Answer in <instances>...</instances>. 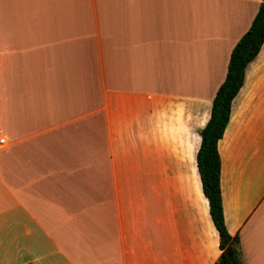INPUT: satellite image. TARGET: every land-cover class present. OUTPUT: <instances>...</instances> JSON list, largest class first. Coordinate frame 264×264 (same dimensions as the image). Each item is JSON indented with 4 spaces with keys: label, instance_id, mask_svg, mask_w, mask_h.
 Masks as SVG:
<instances>
[{
    "label": "crops",
    "instance_id": "0c3cea01",
    "mask_svg": "<svg viewBox=\"0 0 264 264\" xmlns=\"http://www.w3.org/2000/svg\"><path fill=\"white\" fill-rule=\"evenodd\" d=\"M262 0H0V264H215L197 153ZM264 264V44L218 142Z\"/></svg>",
    "mask_w": 264,
    "mask_h": 264
},
{
    "label": "trees",
    "instance_id": "16d2710c",
    "mask_svg": "<svg viewBox=\"0 0 264 264\" xmlns=\"http://www.w3.org/2000/svg\"><path fill=\"white\" fill-rule=\"evenodd\" d=\"M263 44L264 0L251 26L232 49L226 78L213 99L211 117L201 130L202 142L197 153V164L203 191L209 200L210 215L220 236L221 255L215 264H244L240 237L230 234L226 225L218 142L229 122L232 101L244 84L246 67L258 55Z\"/></svg>",
    "mask_w": 264,
    "mask_h": 264
},
{
    "label": "built area",
    "instance_id": "2783aa9c",
    "mask_svg": "<svg viewBox=\"0 0 264 264\" xmlns=\"http://www.w3.org/2000/svg\"><path fill=\"white\" fill-rule=\"evenodd\" d=\"M7 143V139L4 136H0V147Z\"/></svg>",
    "mask_w": 264,
    "mask_h": 264
},
{
    "label": "water",
    "instance_id": "95a60500",
    "mask_svg": "<svg viewBox=\"0 0 264 264\" xmlns=\"http://www.w3.org/2000/svg\"><path fill=\"white\" fill-rule=\"evenodd\" d=\"M229 254L231 255V250L229 249Z\"/></svg>",
    "mask_w": 264,
    "mask_h": 264
}]
</instances>
